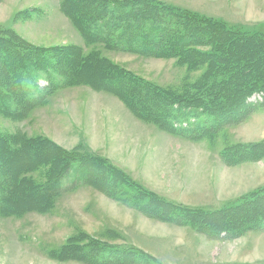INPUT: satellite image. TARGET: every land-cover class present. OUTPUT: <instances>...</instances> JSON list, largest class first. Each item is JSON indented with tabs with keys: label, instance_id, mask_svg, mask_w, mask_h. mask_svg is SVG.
I'll return each instance as SVG.
<instances>
[{
	"label": "rangeland",
	"instance_id": "1",
	"mask_svg": "<svg viewBox=\"0 0 264 264\" xmlns=\"http://www.w3.org/2000/svg\"><path fill=\"white\" fill-rule=\"evenodd\" d=\"M67 1L0 0V39L8 37L56 55L62 52V63L69 55L76 56L79 47L81 56L98 50L107 61L177 96L197 87L195 82L206 73L205 63L189 67L179 63L177 57L143 56L108 49L99 42L86 43L62 9ZM145 1L166 5L184 15L217 21L222 30L233 27L230 35L236 41L237 51L242 52L239 65H244L241 83L248 85L251 80L264 83V0ZM123 11L115 10L113 19L118 20ZM162 47L176 48L168 46L165 40L157 44L158 49ZM200 49L205 53L207 48ZM237 51L234 49L232 54L236 55ZM83 70V75L89 77L92 73L95 77L102 69ZM217 77L225 79L228 75L218 73ZM187 84L189 88H185ZM37 85L35 99L37 94L53 86L42 75ZM107 92L85 81L48 90L39 104L37 99L34 106L20 103L15 113L0 112V162L11 159V167L5 174L7 179L14 168L20 171H14L19 178L29 180L28 184L33 180L41 186L51 179L52 166L48 162L23 168L35 156L21 151V144L28 146L29 140L40 138L62 153L110 163L115 186L122 191L115 194L116 200L95 184L74 179L71 184L67 177L62 183L63 190L48 196L49 208L40 205L38 209L27 208L17 214L0 213V264H264V226L250 228L251 224H247L243 227L248 229L235 232L220 228V223H227L231 216L240 218L245 211L230 207L233 202L254 197L264 187V93L248 97L249 107L242 111L238 106L230 108L232 112L216 129L190 135L191 132L181 130L159 129L156 122L136 120L115 94ZM104 96L116 100L127 116H122L118 106L109 111L99 107L94 113L92 105L98 106ZM190 112L186 117H179L183 125L184 121L189 126L207 119ZM123 131L129 133L122 141L119 138ZM234 144L254 146L253 157L247 159V153H242L237 159L240 161L234 164L230 155H224ZM11 150L15 152L13 155ZM94 170L97 169L89 167L90 177L107 175ZM118 172L127 176L131 184L121 182L123 177L117 176ZM108 177L109 174L105 176ZM126 192L132 196L126 197ZM42 193L36 190L21 201H25L23 205L28 201L27 206L32 207V201ZM141 196L142 200L149 198L154 205L164 201L181 205L183 209L221 210L224 214L198 213L209 222L204 227L186 222L180 215H176L178 220L169 218L168 206L164 210L155 206L151 211L163 215L153 217L130 206L131 200L124 202ZM250 203L248 199L244 208ZM105 246L121 254L129 253L130 258L123 261L124 256L117 254L101 261L99 257ZM86 247H90V252Z\"/></svg>",
	"mask_w": 264,
	"mask_h": 264
},
{
	"label": "trees",
	"instance_id": "2",
	"mask_svg": "<svg viewBox=\"0 0 264 264\" xmlns=\"http://www.w3.org/2000/svg\"><path fill=\"white\" fill-rule=\"evenodd\" d=\"M64 7L62 9L69 15L72 24L76 25L81 31L83 40L86 43L99 42L108 49L133 52L143 56L177 57L179 63L186 64L189 67L205 63L207 65L206 73L200 76V79L196 81L197 83L195 82L197 87L189 89L182 96H177L172 94L170 90H162L161 87L158 88V85L144 77L136 76L124 70L122 66L107 61L105 57L100 56L98 50L87 52L84 56H81L79 53L82 50L79 47L76 56L70 57L69 55V59L65 58V62L62 63L61 55L64 54L62 52L56 55L41 48L19 43L8 37H1V114L15 113L20 103L23 106H34L37 99L36 104H39L48 90H57L61 87L78 85L86 81L89 85L93 84V87H97L98 90L109 91L111 95L112 93L115 94L137 119L139 118L145 123L156 122L159 129L164 127L165 130L170 132L181 130L191 132V135L192 133H200L205 129H216L229 112H232V110H229L230 108L235 109L238 106L242 111L243 108L249 107L248 97L253 93H264V83L262 82L251 80L248 85L241 83L243 82L241 78L245 76L242 68L244 65H239V56L242 52L237 51L238 49L235 48L236 41L234 42L230 35L233 34V27L222 30L217 21L213 20L214 22H211L205 18H199L202 16L195 18L191 16L193 14L184 15L166 5L149 3L145 0H127L125 2L68 0ZM121 9H125V11L120 16L118 15V20H114L115 10ZM161 40H165L168 46L174 45L176 48L174 50L171 47L158 49L157 44ZM200 47H206V52L203 53ZM234 49L237 51L236 55L232 54ZM52 56L54 58H51ZM232 62L234 63L233 66ZM84 68H90L91 70L99 68L102 70L97 71L95 77L92 76V73L88 77L81 72ZM218 73H227L228 77L225 79L218 78ZM40 75L46 78L50 86H53L45 92L37 94L35 99L34 93L39 91L37 83ZM188 86L187 84L185 88H189ZM240 91L244 93L241 95ZM153 106L155 108L151 109L150 107ZM189 112L204 116L207 119L190 123L189 126L188 122L184 121L185 125H183L179 117H186L185 114ZM227 123L228 121H223V124ZM176 125L181 126L177 127ZM8 142H12L11 137ZM28 144V146H26V143L21 144L20 149L24 153L28 151L29 155L35 156V159L29 165L26 162L23 168H28L32 164L37 165L40 162H48L52 166V170H50L52 171L51 179L41 186H38L33 180L32 184H28L29 180L17 176L20 171L16 168L12 170L9 179H7L5 174H7L9 166L11 167V159L1 161L0 213L17 214L27 208L38 209L40 205L49 208L51 205L48 204V196L62 191V183L67 180V177L70 178L71 184L74 183L72 179L76 182L85 181L95 184L109 196L118 200L115 194L122 191L121 188L117 189L115 186L116 184L112 178L114 171L110 167V163L103 160L93 161L89 156L75 157L77 154L62 153L59 150L58 152L55 147L48 146L40 138H33L28 141ZM248 145H230V150L226 149L224 155H230L229 158L231 157L234 164L240 161L237 159L241 158L242 153H247L245 157L250 159L254 153L252 150L255 149L254 146ZM13 153L15 152L11 150L10 154L13 155ZM89 167H95L97 169L94 170L95 172L106 173L110 177L105 178V176L107 177L105 174H103L105 176L102 175L96 178L90 177L88 174ZM14 171H17V173L15 174ZM69 171H72L71 174L74 177H71V174L69 175ZM117 176L123 177V180H120L121 182H130L131 184V181L127 180V176L121 172H118ZM36 190L43 191V193L32 201L33 206L28 207L27 200V203L23 205L25 201H21V199L24 196H30ZM255 194L254 197H243V199L233 202L230 207L245 211L238 216L240 218L231 216L227 223H220V228L235 232L238 230L245 231L248 228L243 226L247 224H251L250 228L252 226L257 228V225L258 227L264 226V187ZM130 196L132 195H128V192H126V197ZM133 197L125 199L124 202L128 203L131 200L128 203L130 206L149 216L163 215L158 211H151V209L156 207L163 209L164 206H168L170 209L169 218L178 220L176 215H180L186 222L191 221L202 224L204 227H207L209 222L198 216V213L203 212L206 215L218 216L224 214L221 210L207 212L202 209H183L181 205L167 204L164 201H159V204L154 205L149 198L142 200L141 196L135 200ZM150 198L154 199L153 197ZM256 198L259 199L253 203ZM248 199H251V203L244 208ZM46 201L47 203H45ZM76 244L71 243V245L77 246ZM110 248L105 246L101 250L99 257L101 261L112 258L117 254L121 257L124 256L123 261L130 258L129 253L121 254L117 249ZM86 249H89L87 251L90 252V247H86Z\"/></svg>",
	"mask_w": 264,
	"mask_h": 264
},
{
	"label": "crops",
	"instance_id": "3",
	"mask_svg": "<svg viewBox=\"0 0 264 264\" xmlns=\"http://www.w3.org/2000/svg\"><path fill=\"white\" fill-rule=\"evenodd\" d=\"M105 94H107V93H105ZM110 95V94H109ZM113 96V95H112ZM116 97V96H115ZM118 99V98H117ZM87 101V100H86ZM106 101H108V102H106ZM118 101L120 102V104H122V106H123V104L124 103H122L119 99H118ZM100 103H99V105L98 106H95V105H92V107L94 108L92 111H94V113H95V111H96V109L97 108H104V107H106V109L109 111V110H112L114 107H119L120 108V113L122 114V116H124V118H125V116H127L126 115V113H125V111L122 109V107H120V105H119V103L116 101V100H114V99H112V98H110V97H108V96H104V98H103V100H100L99 101ZM102 102H105V103H107V104H102ZM86 105H88V103L86 102L85 103V108H86ZM90 107V106H89ZM88 107V108H89ZM126 108V107H125ZM115 109V108H114ZM127 109V108H126ZM131 113V112H130ZM132 114V113H131ZM67 115H69L68 113H67ZM114 116H116V115H114ZM136 118V117H135ZM136 120H137V118H136ZM138 120H139V118H138ZM130 122V124H132L131 123V121H129ZM140 122H142V123H145V122H143V121H141L140 120ZM124 125L126 124L127 125V122H124L123 123ZM139 127V126H138ZM135 129H138V128H135ZM153 131V130H152ZM124 133L123 134H121L122 135V137L121 138H119V139H121L122 141L123 140H125V139H127V137H128V135H127V133H129V132H127V131H123ZM183 165V164H182ZM157 192H158V190H156ZM160 193V192H159ZM104 197H105V195H103ZM106 199L108 198L107 196L105 197ZM109 199V198H108ZM110 200V199H109Z\"/></svg>",
	"mask_w": 264,
	"mask_h": 264
}]
</instances>
